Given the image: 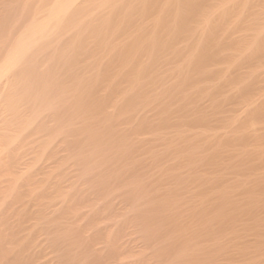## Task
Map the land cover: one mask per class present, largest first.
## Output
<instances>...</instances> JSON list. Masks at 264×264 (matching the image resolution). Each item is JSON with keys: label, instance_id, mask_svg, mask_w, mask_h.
Returning a JSON list of instances; mask_svg holds the SVG:
<instances>
[{"label": "rangeland", "instance_id": "1", "mask_svg": "<svg viewBox=\"0 0 264 264\" xmlns=\"http://www.w3.org/2000/svg\"><path fill=\"white\" fill-rule=\"evenodd\" d=\"M50 1L0 0V60L33 19L44 17ZM93 1L97 8L91 6ZM97 1L107 0H91V3L87 0L82 9L89 11L88 6L91 12H98L97 15L93 12L95 18L104 12L107 15L108 10L101 8ZM160 1L158 3L165 0ZM213 1L207 0L211 4ZM250 1L254 3L250 6L262 3V0ZM257 5L251 9V14L249 9L248 16L242 17L246 20L245 24L242 22L243 27L238 24V17L224 26L227 34L223 35V42L227 48L223 46V57L208 64L205 69L209 71L206 69L204 74L197 63L206 41L200 40L202 31L193 24L190 29L183 30L168 19V27L159 35L162 48L157 56L156 52L151 56L145 50H135L137 39L153 34L152 23L160 13L159 7L147 11V15L135 14L137 16L130 20L132 23L128 22L115 35H108L112 38L106 40V49L105 43H93L91 38L87 42L89 38H85L87 47L75 53L78 60L71 52L65 54L61 72L57 68L50 76L45 75L49 50L35 55V64L32 61L31 66L34 69L36 65L35 69L30 70V75H23L25 81H13L15 85L11 83L9 92L15 94L13 99L18 107L30 110L25 118L31 119L41 111L39 106L44 101V93L47 103L57 101L58 91L64 86L60 100L63 103L59 100V103H51L54 109H59L51 110L53 115L56 112L57 120L56 115L51 118V113L50 117L44 114L49 119H42L44 135L49 137L51 131L53 134L51 144L45 148L48 150L44 149L52 155L49 163L54 166L49 165L55 168L50 166L48 174L55 180L51 182L61 185L35 190L38 204L19 202L17 191L6 195L9 200L2 198L0 215H6L0 216V264H15L13 261L19 259L18 256L23 261H17L22 264H264V121L246 123L251 113H256L254 110H264V60L252 68L245 64L246 67L240 69L245 63L244 48H248L255 33V26L247 24V19H251L249 14H255L252 18H262L260 22H264V0L262 7V4ZM98 8L101 9L95 11ZM237 24L239 27H234ZM67 25L59 33L67 42L64 41L69 48L67 51H72L71 47L83 43V38ZM115 48V53H110ZM41 58L44 60L40 61ZM130 58H134L133 61L126 62L132 60ZM41 62L46 63L47 69ZM137 66L145 70L139 73ZM32 71L39 72L33 77ZM113 74H118L117 85L107 82L108 76L114 77ZM127 78L139 82L131 87L125 81ZM50 80L56 86H51ZM46 82L48 85L44 84ZM24 86L27 87L26 95ZM47 86L56 93L49 94L51 89ZM126 89L130 93L126 94ZM144 94L147 101L142 99ZM53 103L59 106L54 107ZM2 105L7 107L6 102ZM58 114L63 122H59ZM146 120L150 125L148 122L146 127L139 124ZM50 122L55 125L48 126ZM59 123L61 126L65 123L62 130L66 126L62 131L64 136L60 137L63 143L55 140ZM177 131L182 136L176 139L174 133ZM215 133L223 136V154L218 168L212 169L206 167V158L216 150V141L212 138ZM54 173L61 177L60 180ZM220 187L225 193L224 199L228 198L224 209L227 216L237 213L236 209L242 205L250 204L242 206L247 213L235 217L238 224L228 217L227 222L232 226L226 221L221 224L208 219V214H213L217 208L216 204L222 203L218 195ZM218 227L222 233L225 231L224 234L218 233ZM258 235L263 236L259 238ZM111 240L113 245L109 243ZM119 240L120 245L116 247Z\"/></svg>", "mask_w": 264, "mask_h": 264}, {"label": "bare ground", "instance_id": "2", "mask_svg": "<svg viewBox=\"0 0 264 264\" xmlns=\"http://www.w3.org/2000/svg\"><path fill=\"white\" fill-rule=\"evenodd\" d=\"M86 1L87 0H52V2L50 1L51 4L48 7V10H46L47 12H46V14H44V17L42 19H39V20H34L33 19V21L30 22L29 25H27V28L25 30L23 29V32L21 33V35L17 37L18 39L14 42V45H12L13 47L10 50L8 49V51H7L8 53L6 52L5 56L0 60V198H1L0 201L2 200V198L6 199L7 197H9V196H6L7 194H9V193H11L13 191H17V196L16 197H17V200L19 202H23L25 204L29 203L28 205H30V203H36V202L38 204V201H39L38 198L39 197L36 199L37 196L34 195L35 190H37V189H42V190L43 189H48L52 184L56 185V186L59 184V183L51 182L54 179L51 180L53 175L51 174L52 176L50 178V174H48V171H49L48 169L52 165L51 163H49V160H51V158H52L51 156L52 155H48L46 153V151H45V150H48V149H45V148H47L49 146V144H51L50 142H52V140H53L52 138H50V136L52 137L53 134H52V131H51V134L48 137V136L44 135V129H42L44 127L42 125L43 117L47 118V116H45V115L46 114L49 115L51 113L52 109L56 110V111L58 109V108L54 109L53 105L51 104L52 101H54V100L49 101L50 103H47L45 101V98H44L45 93L43 92L44 93L43 99H44L45 102L42 100V97H41L40 101L44 102V103L42 102L43 104L40 103L41 106H39V107H41V111H39L37 113V115H35L33 118H31L32 120L29 119V117H28L27 118L29 120L28 121L25 118V116H27L30 113V110L27 109V108H24V109L22 108L21 109L20 108L21 105H20V107H18L19 105L13 99L15 97V94H11L9 92L10 87H11V83L13 81L16 82V80H22L23 75H25V74L26 75L27 74L30 75L31 74L30 70L33 69V67H31V66L35 62L34 60L37 58L35 56L37 53H39V52L42 53V51L44 52L45 50L46 51L49 50L48 51L49 54L51 53L48 56L50 59L49 60L47 59L48 61L45 60V62L48 63L47 64L48 65V69H47V65H45L46 63L44 64V62H41V65L43 63V65L46 66L44 68H46L47 71H48L45 75L50 76L51 73H53L54 70L56 71L57 68L61 72V70L63 69V65L62 64L64 63V62L62 63V60H63V57L65 58V54L66 53L68 54L69 52H71L72 55H74L75 53L78 54V51H79V53H81L79 49H83L84 46L87 47L86 46L87 44H85L86 43L85 38H87V39L89 38V40L86 39L87 42L92 39L91 41H93V43L98 42V44H103V43L106 42V40L108 42L112 38V37H109V36H113L117 32H119L122 29H124L125 26L127 25V23L131 22L130 20L134 19L133 17H134L135 14L139 13L138 15H140V14L141 15H147V11H150V10L152 11L153 8L159 7L160 13H159V15L157 14L158 17L156 18L155 22L152 23L153 27H154L153 34L149 38H148V36L147 37H141V38H139V39H141L139 41L136 38L137 39L136 43H138V44H137V46L135 45L136 46V48L134 47L135 50L136 49H137L136 51L145 50L147 53L150 52L149 55H151V56H152V54L154 56V53L156 52L155 55L157 56L159 54V52H161V48H162V45L159 43L160 42L159 41V35H160V32L162 33L164 28L168 27V25L166 24L167 23L166 20H168V19L172 20L173 23H175L176 25H179V27L181 29H183V30L190 29V27H192L191 24H193L195 26V28L200 29L202 31V34L200 36L201 37L200 40L206 41L205 42L206 43L205 48L200 52V54H199L200 56L198 58V63H197L199 65L200 72H202L204 74L205 70L207 69V68L205 69V67L208 64H210V63L214 64L218 59H221L223 57V52H224L223 51V46L225 45V43H224L225 41L223 42V39H224L223 35L227 34L226 30H223L225 28L224 26L226 24L228 25V23L232 19H234L236 17L239 18V21H238L239 25L242 24V22L245 24L246 20H244V18H242V17L243 16H245V17L248 16L247 15V11L249 9H250V14H251L252 13L251 9L254 8L257 5L255 3V6H250V5L254 4V3L251 4L252 1H250V0H228L226 2H223V0H214L215 2L213 1L214 3H212V4L210 2L208 3L207 0H167V1L163 0L164 2H162V3H158V0H111V1L107 0V1H102L100 3H101V6H102L101 8L105 9V11L108 10L109 13L106 15L105 12H104L105 15L102 13L103 15H99V16H97L95 18L94 15H93L94 11L91 12L90 7L87 8L88 6H86V9H89V11L88 10L86 11L85 8L82 9V7H84L86 5L85 4ZM89 1L91 3V0H89ZM93 3L91 4V6L93 5V7H95L96 3L94 1H93ZM98 3H99V1H97V4ZM87 4H89V3H87ZM260 5H261V7L263 6V0H262V3H260ZM95 8H97V7H95ZM95 8H93V9H95ZM101 8H98L95 11H98ZM262 9H264V7ZM83 11L86 12V13H84ZM81 12L83 13V15L81 14ZM79 13H80L81 16L79 15ZM97 13L98 12H94V14H96V15H97ZM115 13H118V14L121 13V14H119L118 17H112L113 14H115ZM77 14H78V16L80 18L79 17L76 18ZM250 14H249V18L251 17V19H247V21H248L247 24H248V26L249 25L252 26V27L255 26V33H254V35L251 36L252 37V41L249 42V44H247L248 48L247 49H246V47L244 48L245 49L244 51L246 53V54H244L245 57H243V58H245L244 59L245 63L243 64V66L240 69H242L245 64L246 65L248 64L247 65L248 68H252L255 65V63H259V62H262V60H264V22H262V23L260 22V21L263 20L262 18L261 19L260 18L259 19L258 18L254 19L252 17H254L255 14L253 16L250 15ZM136 16L137 15H135V17ZM155 16H156V14H155ZM113 18H118V20L117 19L113 20ZM168 23H170V22H168ZM231 23H232V21H231ZM231 23H229V24H231ZM65 24H68L70 26V28L72 27V30H75L78 33H80L81 38H83V43H78V44L76 43L75 45H77V46L71 47L72 51L71 50L67 51L69 49L68 47L65 46V45H67L66 44L67 42H66V40H63L62 35H60V33H59V32H61V30L63 31ZM238 24H237V26H234V27L238 28L239 27ZM143 25L145 26V24H143ZM243 26H244L243 24H242V26L240 25V27H243ZM240 29H242V28H240ZM126 31H128V30H126ZM225 37H227V36H225ZM227 38H229V37H227ZM129 39H131V38H129ZM230 39H232L231 35H230ZM241 39H243V38H241ZM64 41L66 43H64ZM227 42H229V41L227 40ZM235 42H237V40ZM103 45H104L105 49H106V47H108L106 45V43L103 44ZM234 45H236V44H234ZM234 45H232L231 47L235 48ZM244 45H246V44H244ZM231 47H230V49H231ZM225 48H227V47H225ZM234 48H232V49H234ZM105 49H103V50H105ZM116 49L117 48L111 49L110 53L111 52L115 53L114 50H116ZM46 51H45V53H46ZM87 51H89V49ZM225 51H228V50L226 49ZM82 52L84 53V51H82ZM110 53H109V56H110ZM77 54H75V59L77 58L76 60H78V57L76 56ZM240 54H243V53H240ZM133 56H134V54H133ZM241 56H243V55H241ZM44 58H41L40 61H42V59L44 60ZM70 58L71 57H69L68 59H70ZM110 58H111V56H110ZM134 58H135V56H134ZM243 58H241V59H243ZM73 59H72V61H73ZM75 59H74V61H75ZM130 59H132V58H130ZM133 59L129 60V61L128 60L127 61L125 60V61L130 63V62L133 61ZM32 61H33V63H32ZM37 62L38 61L36 60V64H37ZM68 62H70V61H68ZM78 62H77V64H78ZM151 63H152V61H151ZM58 65H60V66H58ZM120 65H121V63H120ZM246 65H245V67H246ZM239 66H241V65H239ZM35 67H36V65H35ZM35 67H34V69H35ZM237 69H238V66H237ZM143 70H145V68L142 69L141 66H137V71L139 73H141ZM215 71H217V70H215ZM37 72H39V71H37ZM37 72L35 73V71H34L32 76L34 77V73L36 75ZM57 72L59 73V71H57ZM118 72H120V71L118 70ZM212 72H214V71H212ZM221 72L219 71V73H221ZM237 72H238V70H237ZM60 75H62V73H60ZM114 75L115 74H113V76ZM254 75H255V73H254ZM56 76H55V78H56ZM219 76H221V75H219ZM110 77L111 76H108L109 79H107V82L109 83V85H117L116 79L118 78V74L115 75L114 77H111V78ZM35 78L38 80V77H35ZM221 78H223V77H220V79ZM23 79H25V77ZM26 79H27V76H26ZM52 79H53V76H52ZM60 80H63V79L61 78ZM22 81H25V80H22ZM28 81H29V79L27 80V82ZM41 81H43V80H41ZM41 81L39 80L38 82L41 83ZM46 81H47V79H46ZM125 81L128 84H130L129 86H131V87L133 86V84L139 82V81L136 82L135 80L132 81L130 78L129 79L128 78L125 79ZM103 82H105V81H103ZM22 83H24V82H22ZM46 83H44V84L48 85V83L47 84ZM51 83H52V81H51ZM24 84H26V83H24ZM61 84H62V82H60V85ZM12 85H15V84L12 83ZM20 85H21V83H20ZM45 85H44V87H45ZM53 85H55V84L52 83L51 86H53ZM60 85L57 84V86H60ZM19 86H18V88H19ZM49 86H50V83H49ZM102 86H104V85H101V87ZM28 87H29V85H28ZM63 87H61V90H63ZM24 88H25L24 94L26 95V93H28V92H26L27 87L24 86ZM41 88H42V86H41ZM47 88H48V86H47ZM47 88H45L46 91H47ZM28 89L30 90V87ZM48 89H51V90H49V94H50L51 91H54L52 89V87L48 88ZM57 90H60V89H57ZM61 90L58 91L59 92V95H58L59 98L57 99V101L58 100L60 101L61 98H63L62 97L63 94H62ZM79 90L77 89V91H79ZM129 90L132 91L131 88ZM43 91H44V89H43ZM130 91H128V92L130 93ZM183 91H184V89H183ZM124 92L127 94L128 93L127 89ZM15 93L17 94V91ZM18 93H19V89H18ZM46 94H48V92ZM31 95H32V93H31ZM55 95H57V94H55ZM51 96H49V97H51ZM49 97H47V99ZM156 98H157V96H156ZM142 99L146 100V99H148V97H146L145 94H144L142 96ZM22 101H24V100L22 99ZM57 101H54V102L56 103ZM59 101L57 103H59ZM63 101H65V99ZM4 102H6V105H7L6 108L3 107V105H2V103H4ZM27 102H29V101H27ZM55 103H53V104L55 105ZM61 103H63V102H61ZM57 106H59V105L57 104ZM57 106L55 105L54 107H57ZM60 110H62V109H60ZM27 112H29V113H27ZM61 112H63V111H61ZM254 112L257 113L258 111L254 110ZM256 113L254 115H253V113H251V115L249 114L250 118L249 119L247 118V122L246 123H254L255 120H263L264 121V110L261 109L260 112H258L257 114ZM25 114H27V115H25ZM61 114H63V113H61ZM61 114H58V119L60 118L59 116ZM54 115H56V112H55ZM54 115L52 114L51 118ZM63 116H64V114H63ZM63 116H62V118H63ZM49 117H50V115H49ZM55 117H56V120H57V115ZM55 117H54V119H55ZM204 117L205 116H203L202 118L204 119ZM47 119H49V118H47ZM59 122H63V121H60V119H59ZM147 122L149 123V121L146 120V122L143 121V122H140L139 124L141 126H145L146 127V126H148ZM51 123H52V125L54 124V122H50V124H48V126L50 125V127H52ZM57 123H58V121L55 124H57ZM209 124H210V122H209ZM149 125H150V123H149ZM241 125L243 126V124H241ZM62 126L60 125V123H59V125H57L58 130L56 129L57 130L56 131L57 134H56V137H55V140L56 141L58 140V142H61V143H63L61 141V140H63V138H60V137L64 136V132H63V135H62V131L64 130V128H66V126H65V127H63V130H62ZM136 126L138 127V123L136 124ZM141 126L139 127L140 130L142 128ZM245 126H246V124H245ZM243 128H245V127H243ZM51 129H53V128H50V130ZM54 131H55V129H54ZM54 131H53V133H54ZM48 132H50V131H48ZM215 134L212 135V138H214L213 141L214 140L216 141V143H215V149L216 150H215V152L213 151V153L210 156L208 155L209 156L208 158H206L207 159L206 160V167L207 168H212V169H214L216 167L218 168L220 156H222V154H223V142L221 141V138L223 136L219 135V134L218 135L217 134L215 135ZM181 136L182 135H181V133L179 131L174 133V137H176V139L180 138ZM47 137L50 138V139H48ZM54 142L55 141H53V143ZM58 142H56L55 144H57ZM59 145H63V144H59ZM171 145H172V142H171ZM57 147H59V146H57ZM58 151H60V149H58ZM240 151H242V150H240ZM61 152H63V151H61ZM250 154H253V153H250ZM254 154H255V151H254ZM57 155H59V154H57ZM239 155H241V154H239ZM61 158H63L62 155H61ZM54 162L55 161H53L52 163H54ZM60 163H62V162H59V164ZM49 164H51V165H49ZM52 166H54V165H52ZM58 166H56L57 169H58ZM52 168H54V167H52ZM59 168H60V166H59ZM54 169H52V170H54ZM213 171H211V172H213ZM215 172H216V176H217L218 173H217V171H214V173ZM49 173H51V172L49 171ZM56 173H58V170H57ZM55 175L56 174L54 173V176ZM56 176L59 177L58 175H56ZM56 176H55V178H57ZM60 178L61 177H59L58 180H60ZM61 181H62V179H61ZM56 182H58V181H56ZM216 182H218V181H216ZM213 183H214V181H213ZM59 185H61V184H59ZM217 190L218 189L216 188V191ZM216 191H215V193H216ZM215 193H213V194L216 195ZM218 193H219L218 194L219 195V199L222 201V203H220L219 205L216 204L217 208L213 211L214 212L213 214H211V213L208 214V219L209 220H211L213 222L215 221V223L216 222L217 223L220 222L221 224H223L225 221L226 222L229 221V220H227V217L231 221L232 220L235 221L236 220L235 217L237 216V214L240 215L243 212H245L244 208H242V206L245 205L244 204L241 207H239L238 209H236L237 213L233 214L232 216L230 215V217L227 216L225 214L224 209H225L226 201L228 200V198L224 199L226 196H223L225 193L223 194V189L221 190V187H220V191ZM9 195H11V194H9ZM44 197L45 196H43V198ZM216 198H218V197H216ZM7 200H9V199L7 198ZM241 203H243V202H241ZM247 204H246L247 206H250L249 203H247ZM209 206H211V205H209ZM38 208H36V209H38ZM70 208H72V207H70ZM212 209H213V207H212ZM212 209L210 208L211 212H212ZM227 209H229V208H227ZM23 210H24V208H23ZM1 213H2V210H1ZM245 213H247V212H245ZM3 215H6V214L4 213ZM7 215H8V213H7ZM1 218H2V216H1ZM5 218H7V217H5ZM236 223L238 224V221ZM221 224H219V225H221ZM228 224L231 225L230 223H228ZM214 226H218V224L217 225L215 224ZM34 227H36V226H34ZM211 228H212V226H211ZM226 229H228V228H226ZM234 229H231V230H234ZM210 230L212 231L213 229H210ZM231 230H228V232H230ZM31 231L33 232V230H31ZM215 231L216 230L214 229L212 232H215ZM235 231L236 232L238 231L237 228H236ZM1 232H3V231H1ZM212 232H210V233H212ZM224 232L222 233V230L220 228L218 229V233L219 234H224ZM237 233L240 236L239 232H237ZM108 235H106V236L108 237ZM215 235L221 238V235H217V233ZM235 235H236V233H234V236ZM2 236H1V238H2ZM6 236L4 235V237H6ZM24 236H26V235H24ZM232 236H233V234H232ZM260 236L258 235L259 238H262L263 235L261 237ZM9 238L11 239V237H9ZM106 239H110V238H106ZM118 239H119V237H118ZM217 241H218V239H217ZM260 241L262 242V240H260ZM103 242H105V241H103ZM106 242H107L106 244H109V243L112 244L113 241L111 240V242H109V243H108V241H106ZM212 242L214 243V241H212ZM218 243L220 244V241ZM118 244L120 245V240H119V243H117L115 246L119 247V246H117ZM19 245H21V244L19 243ZM212 245H215V244H212ZM2 246H4V245H2ZM215 248H219V247L216 246ZM0 249H1V247H0ZM120 249H121V251H124V248H123V250H122V248H120ZM4 250H5V248H4ZM14 250H16V249H14ZM117 250H119V249H117ZM117 250H116V252H117ZM17 251H19V250H17ZM20 251H21V249H20ZM113 253H115V252H113ZM259 253H261V252H259ZM118 254H119V256H121L120 253H118ZM115 255L118 257V255L116 253H115ZM16 256H18V255H16ZM18 257H19V259H15L13 262L15 264H22L21 262L19 263L18 261L19 260L23 261V260L20 258V256H18Z\"/></svg>", "mask_w": 264, "mask_h": 264}]
</instances>
